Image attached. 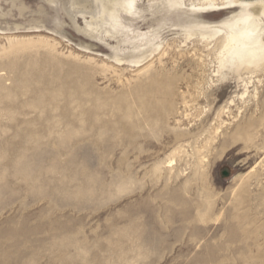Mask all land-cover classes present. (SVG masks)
Returning a JSON list of instances; mask_svg holds the SVG:
<instances>
[{
  "label": "rangeland",
  "instance_id": "obj_1",
  "mask_svg": "<svg viewBox=\"0 0 264 264\" xmlns=\"http://www.w3.org/2000/svg\"><path fill=\"white\" fill-rule=\"evenodd\" d=\"M171 1L0 0V264H264V61L217 49L264 0Z\"/></svg>",
  "mask_w": 264,
  "mask_h": 264
},
{
  "label": "bare ground",
  "instance_id": "obj_2",
  "mask_svg": "<svg viewBox=\"0 0 264 264\" xmlns=\"http://www.w3.org/2000/svg\"><path fill=\"white\" fill-rule=\"evenodd\" d=\"M232 2L233 0L229 1L228 3ZM133 3L134 0H103V3L99 5L101 12V21L107 18L109 19V21L116 25V19L120 10H131L134 7ZM182 3L183 0H173V2L171 1V4L175 5H181ZM208 4L215 6L211 2H209ZM262 12L263 11L260 8L254 9L252 10V12H249L244 6L239 13L231 16L230 19H228L226 22L227 27H230V29L225 32L221 49L217 48L219 69L224 65L225 62H230L236 66V75H238L243 81H245L244 92L242 93L241 98L244 96V94H247V84L248 82H250L248 81L249 77L247 80L243 79V77L241 76L242 72H248L252 74V70L258 68L260 66V63L264 61V32H262L264 28L261 27L259 20L255 19L254 17V14H262ZM90 27H93V31L95 30V28H97V26L95 27L94 24H92ZM157 49L158 46L153 47L149 53H147L148 50H145L139 51L138 54L136 52V54H122V56H120V54L118 53H114V55H112L111 57L116 63V66H123L125 63H127L129 65H132L133 67L140 68L139 66L141 65L138 64L146 60L148 56H150L151 52ZM117 51H119L118 48ZM146 62H150V59ZM218 71L219 70L217 69V72ZM231 103L232 101L230 102V104ZM183 147L184 145H182L181 143L180 145H178L176 150H172L173 152L170 154L171 156L167 161V167L173 168L174 165L178 163L177 161L181 159L179 157V154H183L184 152L185 147ZM203 159L200 160L199 158V163H202Z\"/></svg>",
  "mask_w": 264,
  "mask_h": 264
}]
</instances>
